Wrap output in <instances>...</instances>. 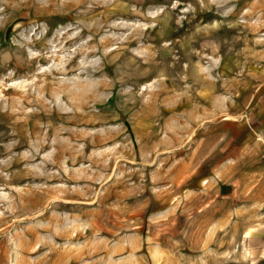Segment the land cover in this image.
<instances>
[{
  "label": "rangeland",
  "instance_id": "1",
  "mask_svg": "<svg viewBox=\"0 0 264 264\" xmlns=\"http://www.w3.org/2000/svg\"><path fill=\"white\" fill-rule=\"evenodd\" d=\"M263 63L264 0H0V264H264L163 217Z\"/></svg>",
  "mask_w": 264,
  "mask_h": 264
},
{
  "label": "crops",
  "instance_id": "2",
  "mask_svg": "<svg viewBox=\"0 0 264 264\" xmlns=\"http://www.w3.org/2000/svg\"><path fill=\"white\" fill-rule=\"evenodd\" d=\"M262 65L255 84L245 90L238 111L229 110L219 117L217 126L222 129L213 130L201 144L197 142L191 156L181 160L180 202L175 204L173 199L163 209L170 231L181 232L182 224L188 222L197 224L199 230L204 222L212 237L233 225L246 246L260 254L264 251ZM254 240L259 242L252 243Z\"/></svg>",
  "mask_w": 264,
  "mask_h": 264
}]
</instances>
